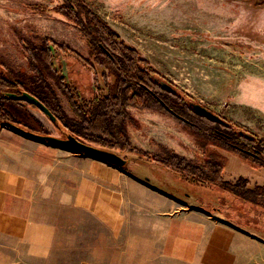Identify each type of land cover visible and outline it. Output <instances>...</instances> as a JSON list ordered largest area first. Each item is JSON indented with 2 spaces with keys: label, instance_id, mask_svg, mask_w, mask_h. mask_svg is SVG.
<instances>
[{
  "label": "rangeland",
  "instance_id": "374dc122",
  "mask_svg": "<svg viewBox=\"0 0 264 264\" xmlns=\"http://www.w3.org/2000/svg\"><path fill=\"white\" fill-rule=\"evenodd\" d=\"M79 1L178 92L244 132L264 139V3L261 4L264 0ZM65 10L68 9L63 6V0H0V60L20 74V78L31 75L27 48L34 45L39 50L41 40L49 39L55 44L52 61L58 74L65 76V82L72 83L74 88H82L81 98L73 99L82 107L103 96L113 78L105 66L96 64L88 48V38L65 17ZM79 17L83 19L82 15ZM67 48L88 61L93 69ZM105 48L113 53L112 48ZM83 77L88 87L79 85L78 78ZM54 89L64 114L78 120L67 96L60 88L54 86ZM124 109L128 118L123 128L132 151L111 149L139 161L130 163L131 171L166 191L200 203L210 213L219 211L225 220L237 223L236 226L264 241V209L249 205V199H256L254 202L264 206L263 190H257L258 195L263 194L261 198H249L248 194V202L235 201L219 187L181 181L151 158L164 159L167 149L207 171L206 155L212 151L226 157L223 181L234 182L243 177L252 189L255 184L264 186V167L254 169L237 155L222 150L218 140L221 129L211 127L207 137L205 126L186 111L179 110L183 121L158 106L143 108L127 104ZM2 121L39 134L63 137L35 107L7 99L0 102V151L3 152L5 146L15 153H28L34 148L24 137L4 127Z\"/></svg>",
  "mask_w": 264,
  "mask_h": 264
},
{
  "label": "crops",
  "instance_id": "0c3cea01",
  "mask_svg": "<svg viewBox=\"0 0 264 264\" xmlns=\"http://www.w3.org/2000/svg\"><path fill=\"white\" fill-rule=\"evenodd\" d=\"M20 137L34 150L0 151V264H264L262 239L200 203Z\"/></svg>",
  "mask_w": 264,
  "mask_h": 264
},
{
  "label": "trees",
  "instance_id": "16d2710c",
  "mask_svg": "<svg viewBox=\"0 0 264 264\" xmlns=\"http://www.w3.org/2000/svg\"><path fill=\"white\" fill-rule=\"evenodd\" d=\"M63 6L68 9L64 12L65 17L73 21L88 38V48L90 54L95 57L96 64L105 66L113 78L107 92L96 98L93 103H84V107H78V104L73 102L74 97H80L77 88H74L72 83L65 82V76L58 74L54 67L52 51L55 44L43 38L39 50L34 45L27 48L30 55L31 75L20 78V74L10 70L7 64L0 60V102L7 100L4 97L6 93L27 92L40 101L60 125L75 137L121 151H132L123 128L128 118L125 105L132 104L143 108L158 106L183 121L185 119L180 111H186L194 116L198 123L205 126L203 130L207 137H210L211 127L218 126L221 129V138L218 140L222 150L237 155L254 169L264 167V139L250 132H244L240 127L223 118L218 117L217 121H211L199 115L196 109L201 107L200 105L168 84L145 59L139 58L135 49L127 46L119 35L91 12L83 2L63 0ZM81 15L83 19L79 17ZM106 46L112 48L113 53L109 52ZM58 49L61 50L62 47ZM66 50L85 62L86 67L93 69L88 61L80 58L70 49ZM54 86L60 88L67 96L77 112L78 120L69 119L64 114ZM15 102L24 104V102ZM164 151V159H151L183 181L202 187H219L232 196L238 194V197L246 201L251 196L254 199L263 197V194L258 195L257 190L264 191V186L255 184L252 189L248 186L249 181L246 178L239 177L234 182L223 181L221 174L226 163L224 155L210 151L206 155L204 167L207 171H205L183 156L167 149ZM142 156L146 157V154ZM254 201L256 199H249V202L256 204Z\"/></svg>",
  "mask_w": 264,
  "mask_h": 264
},
{
  "label": "water",
  "instance_id": "95a60500",
  "mask_svg": "<svg viewBox=\"0 0 264 264\" xmlns=\"http://www.w3.org/2000/svg\"><path fill=\"white\" fill-rule=\"evenodd\" d=\"M4 97L6 99L15 100L18 102H24L27 105L35 107L39 112H41L43 115H45L50 120V122L53 123L60 130V133L62 134L63 137L58 138V137H54L51 135L39 134L37 132L24 130V129L14 125L13 123L8 122V121H2L1 122L2 125L4 127H7L9 130H11L15 133H18L22 136H25L27 138H30L32 140H36L39 142H45V143H48L54 147H57V148H60V149H63V150L69 151V152H73L76 154H80V155H83V156L88 157V158L99 160L101 162L108 163V164L113 165V166L120 168L122 170L134 173L133 171H131L129 169L130 163L131 162L132 163H138L139 161L134 160L133 157L130 158V157H127L125 155H124L125 156L124 157L123 155L118 153V151H115L111 148H107L104 146L103 147L97 146V145H94L92 143H87L84 140L75 137L67 129L63 128L60 125V123L56 120V118L53 117V115L49 112V110L40 101H38L35 97L30 95L29 93H27V92H20L19 94L6 93ZM196 110H197V113L199 115L205 117L208 120H211V121H217L218 120L217 116L213 115L211 112H209L208 110H206L202 107H198ZM160 168L165 170L168 173L170 172V171H168L162 167H160ZM170 174H172L176 178H179L177 175H175L172 172H170ZM166 175H167V173H166ZM137 176L139 177V175H137ZM139 178L143 182L153 186L154 188H156V189H158V190H160V191H162V192H164V193H166L172 197L179 198L182 200H187L184 197L179 196L178 194L166 191L165 189L161 188L160 185H156V184L151 183L149 181V179H142L141 177H139ZM181 181H183V180H181ZM184 182H186V181H184ZM199 205L200 204L197 203V206H199ZM199 207H201L202 209H205L201 205ZM207 212H209V211H207ZM225 221H227V220H225ZM227 223H231V222L227 221ZM231 224H233V223H231Z\"/></svg>",
  "mask_w": 264,
  "mask_h": 264
},
{
  "label": "flooded vegetation",
  "instance_id": "af4514ba",
  "mask_svg": "<svg viewBox=\"0 0 264 264\" xmlns=\"http://www.w3.org/2000/svg\"><path fill=\"white\" fill-rule=\"evenodd\" d=\"M79 79V85H81L83 88H85V87H88V82H86L87 80L85 79V77H83V78H78ZM77 79V80H78ZM77 91H78V93H79V95H80V98H81V96H82V88H80L79 90L77 89ZM82 92V93H81ZM78 138V137H77ZM79 139H81L80 137H79ZM233 197L235 198V201L237 200V201H246V200H243V199H241L240 197H238V194H236V195H233ZM248 202V201H247ZM250 204V206L251 205H253V206H255V207H261V209L262 208H264V206L263 205H261V204H258V203H256V204H252V202H249ZM247 207V206H246ZM216 212L217 213H219L220 214V212L219 211H217L216 210ZM224 217V216H223ZM225 218V217H224ZM230 220L232 221V222H234L233 220L234 219H232V218H230ZM235 224H237V223H235Z\"/></svg>",
  "mask_w": 264,
  "mask_h": 264
}]
</instances>
